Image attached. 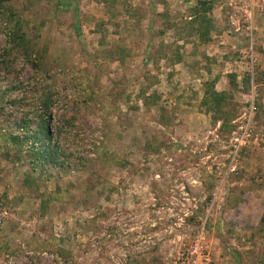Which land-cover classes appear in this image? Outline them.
I'll return each instance as SVG.
<instances>
[{
	"label": "rangeland",
	"instance_id": "obj_1",
	"mask_svg": "<svg viewBox=\"0 0 264 264\" xmlns=\"http://www.w3.org/2000/svg\"><path fill=\"white\" fill-rule=\"evenodd\" d=\"M200 1L0 7V264H264V0ZM45 93L88 158L27 186Z\"/></svg>",
	"mask_w": 264,
	"mask_h": 264
},
{
	"label": "trees",
	"instance_id": "obj_2",
	"mask_svg": "<svg viewBox=\"0 0 264 264\" xmlns=\"http://www.w3.org/2000/svg\"><path fill=\"white\" fill-rule=\"evenodd\" d=\"M9 1L0 0V7H4ZM71 1L64 0L63 4L66 8L71 5ZM212 10L211 2L206 0L200 1L196 7L199 16L207 15ZM19 25V21H13V28H18L19 30ZM75 27L78 28L77 26ZM12 32L16 34L18 31L13 29ZM41 102V108L35 111L36 114L33 119L27 120L24 118L19 123L18 129L24 134L11 135L9 138L16 149L14 156L17 159L15 161L22 162L23 159L20 157L22 154L27 157L26 161L30 168L29 174L25 178L27 186L36 185L38 179L40 181H48L51 176V170L53 172L57 171L59 174H68L72 171L80 170L85 167L88 158L81 151H71V147L66 146L63 142V137L66 133L65 129H67L64 127L65 124L74 126L71 119L67 120L63 126L59 122L57 127H53L56 117L51 110V94L45 93ZM103 144L100 141L99 145L94 147V154L106 162L119 161L120 159L116 155L104 150ZM32 176H35V179ZM50 199H53V197L51 196Z\"/></svg>",
	"mask_w": 264,
	"mask_h": 264
},
{
	"label": "built area",
	"instance_id": "obj_3",
	"mask_svg": "<svg viewBox=\"0 0 264 264\" xmlns=\"http://www.w3.org/2000/svg\"><path fill=\"white\" fill-rule=\"evenodd\" d=\"M252 111H253V109H252ZM244 130H245L244 131V134H242V135H239V133H235L234 134V136H235L234 140L238 144V146H236L238 149L240 147H243L246 144V139L247 138H250L251 137V129L249 127V124L245 126V129ZM0 224H1V221H0ZM200 251H201L200 248L195 247L194 248V251H191L190 254H192V255L193 254H198V253H200ZM204 258L207 259V260H209L208 257H204Z\"/></svg>",
	"mask_w": 264,
	"mask_h": 264
}]
</instances>
